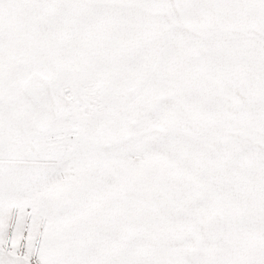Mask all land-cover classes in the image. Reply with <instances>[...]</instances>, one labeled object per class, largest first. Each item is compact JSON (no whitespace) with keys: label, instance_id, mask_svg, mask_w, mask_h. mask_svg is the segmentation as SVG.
I'll return each instance as SVG.
<instances>
[{"label":"snow or ice","instance_id":"1","mask_svg":"<svg viewBox=\"0 0 264 264\" xmlns=\"http://www.w3.org/2000/svg\"><path fill=\"white\" fill-rule=\"evenodd\" d=\"M0 264H264V0H0Z\"/></svg>","mask_w":264,"mask_h":264}]
</instances>
